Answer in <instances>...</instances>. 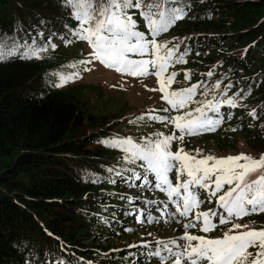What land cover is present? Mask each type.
<instances>
[{
	"label": "trees",
	"instance_id": "trees-1",
	"mask_svg": "<svg viewBox=\"0 0 264 264\" xmlns=\"http://www.w3.org/2000/svg\"><path fill=\"white\" fill-rule=\"evenodd\" d=\"M183 3L188 5L187 15L163 33L169 47L179 45L178 54L189 50L186 63L174 64L165 73H177L170 91L201 83L194 97L199 102L213 96L220 99L225 90L228 97L239 93V106H222L223 123L199 136L213 142L217 152L226 153L221 157L236 156L238 138L242 139L259 159L264 154V0ZM69 11L61 0H0V40L16 38L23 45L35 38L37 46H44L49 37L52 41L62 30L78 27ZM60 13L67 15L65 19ZM136 16L140 19L138 13ZM41 56L23 60L17 55L0 62V264H159L158 258L149 261L143 255L145 249H123L114 241L132 239L135 215L145 219L146 228L165 222L148 224L146 220L148 215L156 217L154 209L164 206L146 203L139 211L124 193V184L145 191L151 186L132 178L133 170L145 175L141 162H110L118 156V148L101 141L120 137V129L115 131L119 122L89 114L87 104L73 94L38 88L59 64L51 50ZM209 71L211 77L206 75ZM186 73L190 80L185 79ZM218 82L219 90L210 91L207 97L202 94L205 87L212 89ZM199 106L192 103L189 109L170 114ZM253 110L256 118L249 115ZM153 123L156 128L171 126L160 129L165 135L175 131L172 125ZM193 138H185V151L192 150L188 141ZM176 149L174 142L172 151ZM147 175L155 183L154 175ZM200 198L206 199L203 192ZM210 208H216L215 200L204 203L200 211ZM168 210L175 211L171 204ZM241 220L253 228L264 227L262 213ZM229 227L221 225L207 235L220 237ZM193 231L204 235L198 229ZM112 249L115 251L105 253Z\"/></svg>",
	"mask_w": 264,
	"mask_h": 264
},
{
	"label": "snow or ice",
	"instance_id": "snow-or-ice-1",
	"mask_svg": "<svg viewBox=\"0 0 264 264\" xmlns=\"http://www.w3.org/2000/svg\"><path fill=\"white\" fill-rule=\"evenodd\" d=\"M61 2L70 10L69 15L78 25L71 30L72 38L87 42L93 50L91 59L78 61L71 67L98 61L105 68L130 77L155 76L159 86L151 90L162 93L161 99L168 106L162 109L165 113H180L189 109L192 103L201 105L183 111L182 114L152 115L150 113L154 110H150L137 117L141 121L147 119L172 125L175 131L168 135L156 133L154 139L145 137L143 142L134 141L131 137L101 141L108 147L121 149L125 153L123 159L129 163L141 162L145 175L142 177L133 170L134 180H143L145 185H151L166 194L167 201H161L164 207L157 208L160 216L148 215V223L160 222L165 216L169 217L165 222H171L176 219L177 214L187 220L183 223L184 232L179 237L157 239L154 248L151 243L131 247L145 249L143 255L149 261L158 258L159 264H169V261L171 264H264V227L253 228L250 224L236 222L246 216L264 213V154L259 159L243 153L216 157L212 154L204 155L200 149H195L193 155L182 146L186 137L215 131L223 123L221 107H238L237 97L240 95L236 93L228 97L225 90L220 99L213 96L203 102L195 101L194 97L201 88V83L170 91L177 73L172 72L167 76L165 73L174 64L186 63L185 56L189 50L178 54V44L169 47L167 43L158 42L157 38L168 32L177 21L185 18L188 5L183 0ZM137 13L145 22L147 32L139 30V23L134 18ZM39 36L43 37V33H39ZM9 39L12 41L10 44ZM60 39L63 40L64 37L61 36ZM71 42L72 40L65 41ZM55 47L51 37L44 46H37L35 38L31 44L25 40L23 45L16 38H5L0 40V62L17 55L23 60H39L42 53ZM84 71L91 69L85 67ZM206 75L211 77L213 73L209 71ZM78 78L79 72L61 74L59 82L53 86L62 87ZM185 79L190 80L191 75L186 73ZM220 87L219 82L212 89L205 87L202 94L207 97L210 91L219 90ZM231 87L228 85L229 89ZM209 112L214 115H209ZM249 115L253 118L257 116L255 110ZM174 142L177 144L175 152L172 151ZM108 171L113 169L109 168ZM149 173L154 175V184L148 179ZM170 173L175 175L170 177ZM201 192L206 199L200 198ZM213 200L216 208L200 211L204 203H211ZM146 203L155 204L156 201L149 200ZM169 204L174 207V212L168 210ZM140 215L143 216V213ZM138 222L143 224L145 219ZM221 225H230L222 236L213 238L207 235ZM193 229H198L204 235L193 234Z\"/></svg>",
	"mask_w": 264,
	"mask_h": 264
},
{
	"label": "rangeland",
	"instance_id": "rangeland-1",
	"mask_svg": "<svg viewBox=\"0 0 264 264\" xmlns=\"http://www.w3.org/2000/svg\"><path fill=\"white\" fill-rule=\"evenodd\" d=\"M60 14L61 18L64 19L67 16L63 13ZM134 18L139 23L141 18L139 19L138 16ZM64 28L66 29V27ZM71 30H62V32L52 40V43H54L56 47L55 49L49 48V50L57 57L59 64L55 69L48 72L47 76L39 83L38 88L54 89L55 91H63L80 97L87 104L89 114L94 116H108L111 121L115 119V121L119 122L115 127L116 132L120 129V132L117 134L120 136L119 138L131 137L134 141L143 142L145 137L154 139L156 131L160 133V129H169L171 127L164 126L162 128H156L153 121L147 119L143 121L137 120V117L149 113L150 110H154L150 113L152 115H157L156 112L163 114L165 112H163L162 109L168 107L161 99L162 93L151 90L159 86L158 79L155 76H149L147 78L130 77L117 73L114 70L107 69L98 61H94L88 65H78L76 68L71 67V65L78 61L91 59V53L93 51L87 42L73 39L70 34ZM139 30L147 32L146 28L143 29L140 26ZM61 36L64 37L63 40L60 39ZM149 39H151L150 36ZM157 39L160 43H165L166 41V37L163 34ZM66 40H72V42L65 43ZM46 42L47 41H43L42 44L45 45ZM236 52L237 50L231 52V54L235 55ZM85 67L90 68L91 71H84ZM75 72H79L80 78L69 81L62 87L53 86L59 82V75H67ZM188 142L192 145V150L189 153L193 155H195V149H200L204 155L212 154L216 157H221L220 155L226 154L217 152L213 142H206L202 140L200 136H196ZM237 143L238 150L236 155L243 153L254 158L260 156L250 149V147L244 143V140L238 138ZM124 155L125 153L118 148V156L111 157L112 161H109L122 163L124 161ZM102 160L104 161V159ZM174 175L175 173H170V177ZM123 189L124 193L129 194L130 199L133 201L132 208H137L138 210L143 209L147 199L158 202L159 204L155 203L158 206H164L161 201H166L163 193L154 189V187L145 191L142 188H129L127 184H124ZM128 190L132 191L128 192ZM141 192H145V194H141ZM154 212V214L157 215L156 217L160 216V212L157 211V208L154 209ZM140 218L136 219V215L134 216L135 220L133 221V225L136 230L134 235H132V239H130L128 243L120 238L116 239L114 240L116 246L123 248L124 246H131L128 245L130 243L141 245L146 240H150V243H153V239L168 240L179 237L184 232V221L180 219L178 214L176 219L171 220V222H161L162 224L157 228H146V226L138 222ZM168 219L169 217L167 216L165 221ZM238 223L246 224L242 220ZM191 231L193 234H196L193 230ZM149 233H151V235H149ZM150 236L152 238H150ZM114 251L115 249L107 250L105 253L110 254ZM141 264L146 263L144 262Z\"/></svg>",
	"mask_w": 264,
	"mask_h": 264
}]
</instances>
